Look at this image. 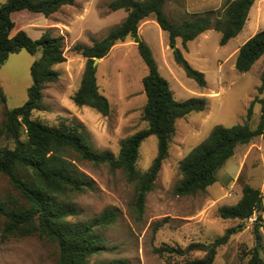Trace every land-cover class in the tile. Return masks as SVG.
<instances>
[{"label":"rangeland","instance_id":"1","mask_svg":"<svg viewBox=\"0 0 264 264\" xmlns=\"http://www.w3.org/2000/svg\"><path fill=\"white\" fill-rule=\"evenodd\" d=\"M6 0H0V4ZM111 0H76L65 5L50 17L28 10L12 15L15 26L11 31L23 30L38 39L46 29L63 37L65 62L55 65L59 73L56 82L42 91V109L32 117L48 126L60 122L82 125L96 151L116 155L122 139L146 127L142 108L146 101L141 79L147 74L135 43L131 39L115 44L106 57L96 64L99 92L110 105L107 116L89 107H78L72 96L80 85L85 58L74 50L76 44L90 46L104 38L109 30L126 16L124 10L110 11ZM226 0H168L165 14L179 22L187 13L214 12L221 15ZM264 30V0H255L241 32L226 45L219 44L220 33L211 29L183 48L176 47L195 70L204 74L205 86L188 78L173 58L167 34L149 17L139 25L138 34L149 46L160 75L168 82L178 101L204 98L202 112L191 113L175 122V133L168 155L162 162L154 188L145 198L141 214L133 209L135 186L121 171H110L106 166L75 159V165L93 181V189L78 194L74 202L81 210V218L100 214L105 209L116 212V221L101 230L106 250L91 262L109 263L124 260L126 264H177L185 260L201 259L202 250L183 255H162L156 249L168 246L184 250L190 244L211 243L222 237L229 228L241 225L228 241L217 248L212 264H246L256 246L254 228L260 235L259 256L264 263V197L262 210L250 219L241 221L221 219L218 209L237 203L244 185L257 189L264 196V141L261 136L248 144L238 145L233 156L216 172V182L192 196H176L174 186L180 180L179 162L203 141L217 125L231 127L246 120L250 102L257 96L264 55L246 73H238L234 63L238 49L249 38ZM39 53L30 55L25 50L9 55L0 67V87L5 96L0 99V126L8 110L21 107L27 101V90L32 80L30 67ZM259 105L253 106L249 126L256 127ZM5 143L4 141H1ZM11 146V144H8ZM157 151V139L149 136L140 145L136 167L144 172ZM16 192L7 178L0 174V196ZM258 216L259 220L256 219ZM3 218L0 217V229ZM0 264H57L55 245L37 236L0 239Z\"/></svg>","mask_w":264,"mask_h":264},{"label":"trees","instance_id":"2","mask_svg":"<svg viewBox=\"0 0 264 264\" xmlns=\"http://www.w3.org/2000/svg\"><path fill=\"white\" fill-rule=\"evenodd\" d=\"M167 1L111 0L108 9L112 12L124 10L125 18L92 45L74 46V50L86 62L72 101L76 106L89 107L102 116L109 114L110 105L99 92L94 59L106 57L115 44L131 39L147 68V74L141 79L146 96L142 108L146 127L122 139L116 155L108 151H96L79 123L60 122L58 126H48L32 117V112L42 109V91L45 86L56 82L59 77L54 66L66 60L64 41L62 36L54 35L51 29L44 30L38 39L30 38L23 30L11 35L15 26L11 14L28 10L48 18L61 7L74 5L76 0H6L0 4V67L9 55L20 50L30 55L39 53L30 67L32 83L27 90V101L21 107L8 110L0 126V174L7 178L16 192L0 196V217L3 218L1 240L37 236L55 245L57 264H126L124 260L91 262L106 250V240L101 230L112 225L117 215L115 211L105 209L96 216L81 218L82 212L74 198L92 190L93 181L79 170L75 159L106 166L110 171H121L126 180L135 186L132 206L137 214H141L145 198L153 190L162 162L168 155L176 120L204 111L207 104L204 98L183 101L174 98L168 82L158 71L149 46L138 34L139 25L152 17L167 34V43L172 49L175 63L188 78L204 87V74L188 64L176 47V41L180 40L183 48H186L187 42L213 29L221 35L219 44L226 45L241 32L255 2L226 0L219 17L214 18L213 11L187 13L184 19L174 22L164 12ZM262 55L264 30L239 47L235 70L241 74L248 72ZM0 99L3 102L5 100L1 87ZM255 104L259 105L260 112L258 123L252 129L249 121ZM149 136L156 137L157 151L147 170L141 172L136 167L139 148ZM257 136H261L264 141V68L257 96L247 108L245 122L231 127L215 126L203 141L180 160L178 168L181 178L174 186V195L192 196L214 184L216 172L233 156L236 147L248 144ZM263 197L259 190L244 185L237 203L221 206L218 215L224 220H248L262 210ZM259 217L256 219L259 220ZM240 227L229 228L222 237L207 245L190 244L184 250L164 246L156 249V252L181 256L188 251L202 250L203 258L177 264H212L217 248L225 244ZM254 235L256 246L250 252L246 264H264L259 256L260 235L257 227L254 228Z\"/></svg>","mask_w":264,"mask_h":264},{"label":"water","instance_id":"3","mask_svg":"<svg viewBox=\"0 0 264 264\" xmlns=\"http://www.w3.org/2000/svg\"><path fill=\"white\" fill-rule=\"evenodd\" d=\"M99 60H100V59H98V58L94 59V61H93V66H96V64L99 62Z\"/></svg>","mask_w":264,"mask_h":264},{"label":"crops","instance_id":"4","mask_svg":"<svg viewBox=\"0 0 264 264\" xmlns=\"http://www.w3.org/2000/svg\"><path fill=\"white\" fill-rule=\"evenodd\" d=\"M13 13H14V12H13ZM13 13L11 14V18H12ZM16 32H17V31H16Z\"/></svg>","mask_w":264,"mask_h":264}]
</instances>
